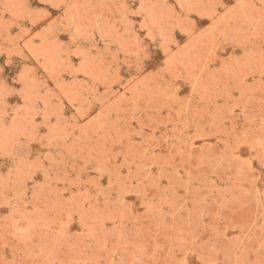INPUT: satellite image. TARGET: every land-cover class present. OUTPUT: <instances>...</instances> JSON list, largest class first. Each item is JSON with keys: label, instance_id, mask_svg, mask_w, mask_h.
I'll return each instance as SVG.
<instances>
[{"label": "rangeland", "instance_id": "obj_1", "mask_svg": "<svg viewBox=\"0 0 264 264\" xmlns=\"http://www.w3.org/2000/svg\"><path fill=\"white\" fill-rule=\"evenodd\" d=\"M0 264H264V0H0Z\"/></svg>", "mask_w": 264, "mask_h": 264}]
</instances>
